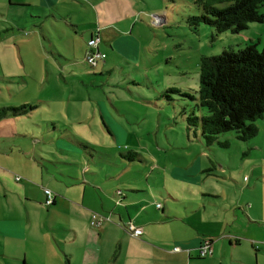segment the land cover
<instances>
[{
  "label": "rangeland",
  "instance_id": "obj_1",
  "mask_svg": "<svg viewBox=\"0 0 264 264\" xmlns=\"http://www.w3.org/2000/svg\"><path fill=\"white\" fill-rule=\"evenodd\" d=\"M204 3L220 9L231 4L217 0H55L48 6L43 0H0V109L38 105L34 114L20 122L28 133L24 157L32 159L36 152L53 162L59 155L32 180L42 186L41 191L29 186L34 198L32 204L24 205L25 219L40 234L39 243L27 245L31 259L39 264H68L69 259L82 264L100 249L95 264H114L118 242L129 237L128 231L111 218L101 230L91 225V218L93 214L101 219L109 216L101 206L114 196L105 190L123 189L127 181L162 191L153 202L172 208L173 217H190L192 224L226 219L231 205L242 208L260 201L264 210V118L255 123L257 136L246 142L237 140L235 132H226L208 143L200 125L188 122L189 117L208 115L199 106L202 59L251 44L261 52L264 22L250 23L239 33H217L205 20H195L209 15ZM260 11L264 12V6ZM92 34L102 36L98 51L108 56L101 68L87 64L86 56L97 51L88 45ZM133 42L135 50L128 46ZM76 62L83 64L84 73L75 67ZM72 71L77 77L70 76ZM119 126L125 133L117 129L119 139H115L112 130ZM64 130L68 137L59 139ZM29 134H39L44 142L33 141ZM78 141L92 151L85 154ZM60 146L68 151V162L61 160L62 152L56 150ZM129 151L139 155L133 162L123 158ZM78 152L84 156L80 158ZM18 165L32 174L26 161ZM174 167H200L201 182L188 187L173 181L164 171ZM65 175L79 182L72 190L77 196L83 186L94 189L88 188L85 200L88 214L65 204H46L45 189L56 198L53 186L64 190ZM118 175L121 179L117 180ZM137 191L143 194L147 189ZM157 230L170 239L188 234L180 233L177 225ZM259 257L264 264V254ZM210 258L196 254L192 264H220ZM0 264H6L2 256Z\"/></svg>",
  "mask_w": 264,
  "mask_h": 264
},
{
  "label": "crops",
  "instance_id": "obj_2",
  "mask_svg": "<svg viewBox=\"0 0 264 264\" xmlns=\"http://www.w3.org/2000/svg\"><path fill=\"white\" fill-rule=\"evenodd\" d=\"M43 2L45 5L53 6L55 0H43ZM97 37H100L102 41V36L98 34H92L90 40ZM109 37L111 36L109 35ZM135 45L136 43L133 42L131 46H128L135 50L133 47ZM74 56L77 57L75 54ZM100 64L101 61L96 67L101 68ZM79 66L80 68L78 69L83 72V64L77 63L75 67ZM75 73L72 71L70 76L77 77ZM22 118L24 116L7 117L0 120V256L5 258L6 264H39V262L30 258L27 245L28 243H39L40 234L35 232L34 226L30 227V219H28L29 223H26L24 205L32 204V198H34L29 186L36 192H40L42 189L41 185L33 183L32 180H35L36 175L39 176L40 169L46 167L45 164L56 162L55 160H57L59 155L56 154L57 156H55L53 162L47 161L36 152H32V159L25 158L24 142L28 137V133L24 132L25 130L20 124ZM53 121L51 120L50 122L53 123ZM117 129L125 133L120 126L114 128L112 130L113 133H111L115 139H119ZM68 133L67 130L62 131L59 139L68 137ZM30 136L33 137V141L44 142L43 137H40L39 134ZM77 144L83 149L85 154V151L91 150L88 144L79 141ZM63 148V146H60L56 150L62 152V155H60L61 160L68 162L70 156L68 151ZM78 156L82 158L84 155L78 152ZM24 161H26L27 168L32 170L31 175L19 167L18 163L22 164ZM65 164L70 165L68 163ZM55 169L57 170V168ZM84 169L85 173L89 172L87 167ZM57 173L59 174L58 171ZM164 173L170 176L173 181L184 183L191 187V185L201 182L202 177H200V174L203 171H200V167H174L171 170L165 169ZM209 176H212V174ZM116 179H121V175H118ZM40 182H43V180ZM63 182L67 185L64 190L57 188L55 185L53 186L58 195H56L55 201L50 207L65 204L69 208L74 207L88 214L89 210L85 206V200L90 191L88 188L94 189L80 185L84 188L81 195L77 196V193H72V190L74 189L73 184L79 182L74 181V178H71L70 175H65ZM122 186L123 189L119 186H113L114 188L105 190L111 192L114 196V198L109 196L112 202H102V210L109 215L105 218L108 220L111 218L114 224L123 227L126 232V227L129 224H133L135 227L143 229V235L135 237L127 232L130 238L126 235L122 241L118 242L119 251H116L112 257L114 264H192V257L196 254L201 258L198 250L205 240H212L213 255L211 258L208 257L212 263L218 261L220 264H262L259 255L264 254L263 202L247 201L250 204H246L242 208L240 207L241 205L235 208L231 205L228 209L230 214L226 219L220 217L218 222L202 220L198 224L197 222L192 224L190 217L186 219L173 217L172 208L161 204L162 208L160 209L159 203L153 202L154 196L157 197L158 193H162V191L152 189L149 184L145 185L144 183L132 181H127ZM163 189L165 190L166 188L163 187ZM137 190H145L146 192L139 194ZM117 191L123 192L121 193L123 195L122 200L118 201ZM150 207L154 208V212H147ZM167 214H169L168 217H166ZM175 221L178 223L174 224L173 222ZM103 223L99 227L101 230L105 224ZM174 225L180 228V233L187 232L188 234L173 235L172 239H170L166 233L157 230L160 227L165 228L166 226ZM243 229L246 232H243ZM154 230H157L158 234H155ZM176 231L178 232V230ZM104 234L106 232H103ZM216 238L221 241H216ZM17 242H20V246L15 247L14 244ZM175 247H180L182 251L174 252ZM98 251V255L92 258L88 256L82 264H95V259L99 258L101 254V250L98 249ZM194 253L196 254L194 255ZM68 264H72L71 259H69Z\"/></svg>",
  "mask_w": 264,
  "mask_h": 264
},
{
  "label": "trees",
  "instance_id": "obj_3",
  "mask_svg": "<svg viewBox=\"0 0 264 264\" xmlns=\"http://www.w3.org/2000/svg\"><path fill=\"white\" fill-rule=\"evenodd\" d=\"M217 2L231 4L220 9L204 3L209 15L196 17V22L205 20L216 28L217 33L226 31L239 33L246 30L250 23L264 22V12L260 11L264 6V0H217ZM209 16L214 19H210ZM87 64L93 69L96 67L88 60ZM200 71L199 106L204 108L208 115L202 118L189 117L190 126L200 125L208 143H212L219 134L226 132H235L237 140L243 142L256 137L259 130L255 123L264 118V49L260 52L256 44H251L239 51L227 50L219 56L203 58ZM37 107L24 104L19 107L2 108L0 120L28 116ZM108 132L111 133L109 130ZM137 157L139 155L134 152L123 155V158L130 162ZM121 193L123 192H116L118 201L122 200ZM159 208L161 209L162 205Z\"/></svg>",
  "mask_w": 264,
  "mask_h": 264
},
{
  "label": "built area",
  "instance_id": "obj_4",
  "mask_svg": "<svg viewBox=\"0 0 264 264\" xmlns=\"http://www.w3.org/2000/svg\"><path fill=\"white\" fill-rule=\"evenodd\" d=\"M101 42L100 37L97 38H92L89 42L88 45L90 46L91 49H97L96 52L91 51L88 56L87 60L90 64L96 66L100 61H103L106 59V55L100 51H98V45ZM45 194L47 196L46 198V204L48 206L52 205L55 201V196L50 190L45 189ZM161 206V205H160ZM107 221V218L101 219L99 215L93 214L91 218V225L93 227L99 228L101 227L102 223ZM126 230L135 237H141L143 235V229L135 227L133 224H129L126 227ZM182 249L180 247H175L174 252H180ZM199 255L201 258H208L213 255V250H212V243L209 241H204L201 246L199 247Z\"/></svg>",
  "mask_w": 264,
  "mask_h": 264
}]
</instances>
